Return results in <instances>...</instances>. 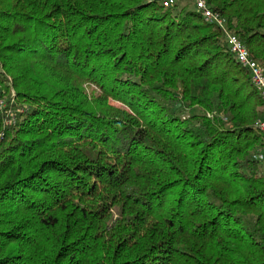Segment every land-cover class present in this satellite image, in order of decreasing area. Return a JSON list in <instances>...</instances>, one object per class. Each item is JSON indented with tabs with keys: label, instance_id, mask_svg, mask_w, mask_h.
<instances>
[{
	"label": "trees",
	"instance_id": "trees-1",
	"mask_svg": "<svg viewBox=\"0 0 264 264\" xmlns=\"http://www.w3.org/2000/svg\"><path fill=\"white\" fill-rule=\"evenodd\" d=\"M206 3L264 69V0ZM190 6L0 0V264H264V100Z\"/></svg>",
	"mask_w": 264,
	"mask_h": 264
},
{
	"label": "built area",
	"instance_id": "built-area-1",
	"mask_svg": "<svg viewBox=\"0 0 264 264\" xmlns=\"http://www.w3.org/2000/svg\"><path fill=\"white\" fill-rule=\"evenodd\" d=\"M181 1L185 0H161V4L164 8L169 9ZM193 2L197 11L203 15L204 20L207 23L215 25L224 31L231 52L234 54L240 65L249 70L252 82L261 93L264 100V69L252 57L244 42L228 29V20L226 18L221 16L219 13L213 12L207 5L206 0H193ZM4 106V103L1 102L0 110L3 109ZM256 128L264 135V118L257 122ZM254 158L261 164L264 172V153H258L254 156Z\"/></svg>",
	"mask_w": 264,
	"mask_h": 264
},
{
	"label": "rangeland",
	"instance_id": "rangeland-1",
	"mask_svg": "<svg viewBox=\"0 0 264 264\" xmlns=\"http://www.w3.org/2000/svg\"><path fill=\"white\" fill-rule=\"evenodd\" d=\"M189 10L197 12V9L194 6H190L187 9V11H189ZM111 104H113L115 107H118V108H122L123 107L122 105H120L119 103H116V102H112L111 101ZM198 112H199L198 110H194L192 112H189L188 114H195V113H198Z\"/></svg>",
	"mask_w": 264,
	"mask_h": 264
}]
</instances>
